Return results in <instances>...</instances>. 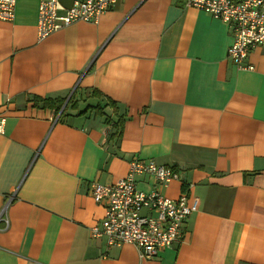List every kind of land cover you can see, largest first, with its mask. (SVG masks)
<instances>
[{
  "label": "crops",
  "instance_id": "obj_1",
  "mask_svg": "<svg viewBox=\"0 0 264 264\" xmlns=\"http://www.w3.org/2000/svg\"><path fill=\"white\" fill-rule=\"evenodd\" d=\"M41 1L0 19V264H264V47L239 69L232 27L182 0H117L40 40ZM34 96L65 101L56 114ZM134 157L180 173L139 175V189L198 200L184 240L151 258L90 234L104 216L91 181L125 177Z\"/></svg>",
  "mask_w": 264,
  "mask_h": 264
},
{
  "label": "built area",
  "instance_id": "obj_2",
  "mask_svg": "<svg viewBox=\"0 0 264 264\" xmlns=\"http://www.w3.org/2000/svg\"><path fill=\"white\" fill-rule=\"evenodd\" d=\"M116 1L74 0L71 6L65 7L59 0H42L38 11V39L80 20L96 22ZM182 1L228 23L234 36L228 56L239 69H254L245 60L254 48L264 47V0ZM16 3L17 0H0L1 20L14 18ZM5 128L6 117L0 115V135ZM144 174L154 177L160 185L180 178V173L172 167L134 157L125 177L110 184L91 181L90 194L104 207V216L99 224L90 227V234L92 238L104 236L108 246L136 245L142 257L151 258L183 240L184 225L198 209V200L190 201L188 192L177 199L163 195L158 189L145 192L137 186V177Z\"/></svg>",
  "mask_w": 264,
  "mask_h": 264
},
{
  "label": "trees",
  "instance_id": "obj_3",
  "mask_svg": "<svg viewBox=\"0 0 264 264\" xmlns=\"http://www.w3.org/2000/svg\"><path fill=\"white\" fill-rule=\"evenodd\" d=\"M32 99L36 100V103L41 101L43 103L42 105H44V106H48V105L50 106V104H52L56 114H59V112L63 106V102L65 101L64 98H56V99H52V101H49V98H40L37 96H34ZM107 105L111 106L113 113L117 115V120H114L112 114L107 113V112H103V114L105 116V122L111 128L108 138H110V140L119 139L121 134H122V125H123V121L125 120V116L123 114H121V115L117 114V111H119V106H118V103L114 102V100L107 98ZM66 108H67V106H65L62 113H60L61 115H59V116L61 118H63V116L65 115Z\"/></svg>",
  "mask_w": 264,
  "mask_h": 264
},
{
  "label": "rangeland",
  "instance_id": "obj_4",
  "mask_svg": "<svg viewBox=\"0 0 264 264\" xmlns=\"http://www.w3.org/2000/svg\"><path fill=\"white\" fill-rule=\"evenodd\" d=\"M116 2H117V1H116ZM116 2H115V3H116ZM115 3H114V4H115ZM113 6H114V5H113ZM69 100H70V98L67 97V102H68ZM56 119H57V118H56ZM183 240H184V236H183ZM183 240H182V241H183ZM177 244H178V243H177Z\"/></svg>",
  "mask_w": 264,
  "mask_h": 264
},
{
  "label": "bare ground",
  "instance_id": "obj_5",
  "mask_svg": "<svg viewBox=\"0 0 264 264\" xmlns=\"http://www.w3.org/2000/svg\"><path fill=\"white\" fill-rule=\"evenodd\" d=\"M227 55H228V51H227ZM229 57V56H228ZM230 58V57H229ZM231 59V58H230ZM232 60V59H231ZM247 70H251V69H247Z\"/></svg>",
  "mask_w": 264,
  "mask_h": 264
}]
</instances>
